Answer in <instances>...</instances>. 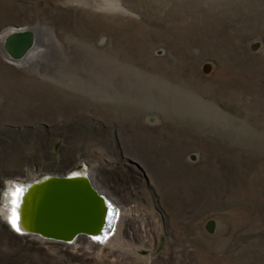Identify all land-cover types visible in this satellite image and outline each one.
I'll return each mask as SVG.
<instances>
[{
  "label": "rangeland",
  "instance_id": "374dc122",
  "mask_svg": "<svg viewBox=\"0 0 264 264\" xmlns=\"http://www.w3.org/2000/svg\"><path fill=\"white\" fill-rule=\"evenodd\" d=\"M92 168L121 250L0 211V264H264V0H0V207Z\"/></svg>",
  "mask_w": 264,
  "mask_h": 264
},
{
  "label": "bare ground",
  "instance_id": "6f19581e",
  "mask_svg": "<svg viewBox=\"0 0 264 264\" xmlns=\"http://www.w3.org/2000/svg\"><path fill=\"white\" fill-rule=\"evenodd\" d=\"M27 30L32 32L34 36L36 35L35 31L30 28L25 29L24 27L22 30L18 31L24 33ZM15 40L19 41L20 48V44L24 43L26 39L17 36ZM37 45L38 42L35 45L36 47H32L19 56L9 52V50L8 53L17 62L26 64L42 52V49ZM77 174H86L92 183H94L97 192L104 195L105 201L103 198L98 199L96 193H90V191L87 190L88 188L86 191L83 186L76 182H73L74 185L71 183L66 184L64 182L67 181H64L56 182L54 186L45 184L43 186L39 185L41 187H34L33 185L31 186V184L28 186V184L26 185L23 182L9 181L2 196L3 204L0 207L3 219L10 228L17 233L9 223V219H16V217L19 216L22 231L17 234L22 236H34L46 242H58L68 246H75L76 241L86 242L100 250H105V253L108 254L114 253V251H120L122 248V234L129 235L126 231L127 228L121 226V221L124 219L122 217V210L117 208L116 205H114V201L110 199L111 193L109 191L106 193L103 190L105 187L96 174L95 169L92 168L88 171L77 170L71 175L76 176ZM73 178L74 179L70 180L75 181L77 177ZM32 181L33 179L28 182L30 183ZM18 188L22 189V191L18 192ZM18 198L20 199L18 200ZM108 199L112 202L108 201ZM110 204H112V206ZM16 205H18V207L14 212L13 208L16 207ZM127 216L125 219H127ZM89 220H91V222L93 220V223L96 220V222L99 223L98 226H95L97 225V223H95L93 225L94 228H103L104 225H102L100 221H106L107 230H101L100 233L92 231H88L87 233L81 232L74 236H71L67 231V229L74 230L75 228H80L81 225H84ZM93 226L90 225V227ZM94 237H99V239H94ZM129 251V249H125V254L128 255Z\"/></svg>",
  "mask_w": 264,
  "mask_h": 264
},
{
  "label": "water",
  "instance_id": "95a60500",
  "mask_svg": "<svg viewBox=\"0 0 264 264\" xmlns=\"http://www.w3.org/2000/svg\"><path fill=\"white\" fill-rule=\"evenodd\" d=\"M24 51H27V50H24ZM71 174L61 175V174H52V173H49V174L42 175L41 177L34 179L30 183L29 182L26 183V185L28 184V186H30V184H31V186L33 185L34 187H41V186H43L45 184H51V185L54 186V185H56V182H64V181H67V182H64L66 184H70V183L73 184V182H76L77 184L83 186V188L85 190L88 188L87 190H89L90 193H93V194L96 193L98 199L99 198H103V200L105 201L104 195L97 192V188L95 187L94 183H92V181L88 178V176H86V174L85 175H83V174H81V175L80 174H77L76 176H73ZM73 177H77L75 181L74 180H72V181L70 180V179H74ZM68 181H69V183H68ZM39 185H41V186H39ZM108 201L112 202L110 199H108ZM98 202H100V201H98ZM110 205L112 206V204H110ZM93 216H94V214H93ZM94 218H95V216H94ZM95 223H97V225H95V226H98L99 225V223L96 222V220H95L94 223H93V220H92V222H91V220H89L84 225H81L80 228H75L74 230L67 229V231L70 233L71 236L72 235L74 236V235H77V234H79L81 232L82 233H87L88 231H90V232L92 231V232H95V233H100L101 230H107L106 229V226H107V222L106 221H104V222L100 221V223L102 225H104L103 228L102 227L101 228L100 227L99 228H94L93 225ZM90 225L93 226V227H90ZM65 233H67V232H65Z\"/></svg>",
  "mask_w": 264,
  "mask_h": 264
},
{
  "label": "snow or ice",
  "instance_id": "6c2138e0",
  "mask_svg": "<svg viewBox=\"0 0 264 264\" xmlns=\"http://www.w3.org/2000/svg\"><path fill=\"white\" fill-rule=\"evenodd\" d=\"M18 192L22 191V189H17ZM18 207V205H16V207L13 208V211H16V208ZM9 223L11 224V226L13 227V229L17 232V233H21L22 228L20 226V218L19 216L16 217V219H9ZM94 239H99V237H94Z\"/></svg>",
  "mask_w": 264,
  "mask_h": 264
}]
</instances>
